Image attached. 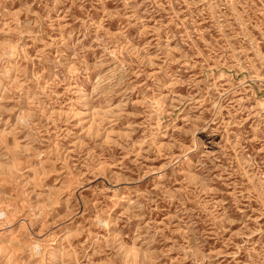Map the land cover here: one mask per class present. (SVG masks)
<instances>
[{"label": "rangeland", "instance_id": "rangeland-1", "mask_svg": "<svg viewBox=\"0 0 264 264\" xmlns=\"http://www.w3.org/2000/svg\"><path fill=\"white\" fill-rule=\"evenodd\" d=\"M0 264H264V0H0Z\"/></svg>", "mask_w": 264, "mask_h": 264}]
</instances>
